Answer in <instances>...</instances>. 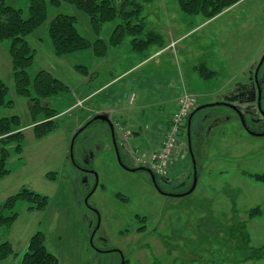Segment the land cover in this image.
I'll list each match as a JSON object with an SVG mask.
<instances>
[{"label":"rangeland","instance_id":"374dc122","mask_svg":"<svg viewBox=\"0 0 264 264\" xmlns=\"http://www.w3.org/2000/svg\"><path fill=\"white\" fill-rule=\"evenodd\" d=\"M45 2L46 19L28 36L35 48L28 73L32 82L38 69H46L69 90L49 99L48 105L60 112L57 127L36 138L30 101L16 91L10 41L0 42V78L7 85L6 98L13 101L12 107H0V117L19 116L24 134L20 154L13 144L8 146L11 155L5 166L10 172L0 179V204L22 187L48 199L40 211L28 209L23 200L3 211L18 215L10 227L0 226V243L7 240L14 250L0 264H22L27 242L36 231L45 234L46 247L59 264H120L121 254L126 264H264V258L242 260L245 241L237 234L229 237V226L243 221L248 245L264 244V181L250 175L264 173V133L247 132L236 113L214 105L199 109L191 119L197 179L193 189L187 117L176 134L168 181L157 178L159 187L174 195H164L148 172H129L119 164L138 167L133 148L142 153L163 140L174 110L171 102L184 89L195 96L197 108L218 101L238 85L249 84V73L264 54V0H240L209 20L185 14L178 0H145L141 12L145 29L160 32L163 46L173 38L176 43L154 54L160 49L155 44L136 50L132 36H126L121 44L108 45L104 58L96 57L90 47L54 55L49 23L57 13L71 14L85 38L108 42L120 19L105 22L97 34L88 15L73 4ZM5 3L27 12L28 0ZM75 65L86 67L88 74ZM197 65L215 74L205 78ZM259 73L264 76V63ZM79 98L84 99L82 104ZM237 106L254 110L250 103ZM117 107L133 117L131 127L138 132L137 138H124L126 127L122 132L115 130L113 140L110 128L98 121L77 132L82 119L97 108ZM202 114L222 117L214 123L203 120ZM110 118L117 124L127 122L117 113L114 117L110 113ZM245 120L249 122L248 117ZM51 171L55 172L53 180L46 177ZM257 206L260 213L249 216Z\"/></svg>","mask_w":264,"mask_h":264},{"label":"trees","instance_id":"16d2710c","mask_svg":"<svg viewBox=\"0 0 264 264\" xmlns=\"http://www.w3.org/2000/svg\"><path fill=\"white\" fill-rule=\"evenodd\" d=\"M62 1L73 4L85 12L97 34L105 22L117 18L120 21L114 25L108 42L99 37L91 42L77 30L74 15L57 13L51 19L48 29L53 53L56 56L61 57L90 47L96 56L103 57L107 54L108 45H119L126 36H132V48L136 50H142L153 44L160 48L163 46V37L160 32L154 29H145V17L141 16L142 2L145 0H121L118 4L115 0H51L55 6H58ZM178 1L185 14L201 15L210 19L240 0ZM46 14L45 0H28L26 13L23 9L7 4L5 0H0V42L10 41L8 54L15 78L16 91L30 101L29 109L33 115L32 124L36 138L44 137L57 127L58 119L56 118L59 111L48 105L49 99L60 92L69 90L67 84L46 69H38L33 75L32 82L28 73L35 57V48L29 44L28 36L44 22ZM74 67L82 74H88L86 67L82 65H75ZM197 68L205 77L215 73L214 70H208L205 65H200ZM6 94L7 85L0 78V107L13 106V101L7 99ZM38 112H43L41 118L36 117ZM23 139L24 134L20 126L19 116L0 117V179L10 172L5 166L11 155L8 149L9 144H13L15 152L20 154L23 150ZM250 175L256 180L264 181V173H252ZM46 177L53 180L55 172L46 173ZM18 200L27 202V208L30 210H43L48 204L47 195L22 187L7 196L0 204V226L10 227L15 221L18 215L16 212H10L7 215L3 211L8 209L10 211ZM260 211L261 208L258 206L251 208L249 216L258 215ZM138 230H142V228ZM235 234L245 241V254L242 260L264 258V244L259 247L248 245L243 221L235 220L229 226V237L233 239ZM13 253L14 250L9 241L5 240L0 243V260L6 259ZM125 262L127 263V259ZM22 264H59L57 256L47 249L45 234L42 231H36L29 238L22 256Z\"/></svg>","mask_w":264,"mask_h":264},{"label":"flooded vegetation","instance_id":"af4514ba","mask_svg":"<svg viewBox=\"0 0 264 264\" xmlns=\"http://www.w3.org/2000/svg\"><path fill=\"white\" fill-rule=\"evenodd\" d=\"M264 55V54H263ZM262 55V57H263ZM264 63V59L261 63L260 66H256L253 68V70L249 73L248 76V81L249 84H242V85H238L237 87H234V89L228 91L227 94H225V96L223 97H219L218 101L220 104L226 108H228L229 110L233 111L234 113L237 114V118L241 119V121L243 122V127L246 129L247 132H250L252 134L255 135H262L264 133V76H260L259 70L260 67L262 66V64ZM244 103H250L252 105H254V110H251L250 108H241L237 105H241ZM197 111H191L188 115V118L190 117V119H192L195 115H196ZM93 116V115H91ZM200 117L203 120H215L214 123H217V121H220L221 119V115H213L212 118H209L207 116H203L200 115ZM246 117H248L249 122H246ZM91 117H89L90 119ZM107 119V117H105ZM187 118V119H188ZM88 120V119H87ZM98 122H102L105 123L107 125V123L103 120V119H99V120H95ZM86 122V121H85ZM198 120H197V131L201 130V126L200 124H198ZM191 123V120H190ZM88 126V125H87ZM86 126V127H87ZM106 129H103L101 132L105 133ZM191 126L189 125L186 128V135H187V139L189 140L188 143V150L192 152V147H191ZM94 135V134H92ZM114 140H115V129H114ZM150 174V173H149ZM160 175H156L153 174L154 177V185L161 190L162 192H164V195H174L170 192L164 191L162 190L158 183L157 178H160L161 181H168L167 176H161L158 177ZM126 258L124 257L123 254H121V262L120 264H125L126 262Z\"/></svg>","mask_w":264,"mask_h":264},{"label":"built area","instance_id":"2783aa9c","mask_svg":"<svg viewBox=\"0 0 264 264\" xmlns=\"http://www.w3.org/2000/svg\"><path fill=\"white\" fill-rule=\"evenodd\" d=\"M195 98L184 92L178 99V109L172 115L170 126L158 150L152 153L140 154L137 160L140 164L148 166L158 175H166L172 153L176 145V134L180 129V122L189 114L193 107Z\"/></svg>","mask_w":264,"mask_h":264},{"label":"crops","instance_id":"0c3cea01","mask_svg":"<svg viewBox=\"0 0 264 264\" xmlns=\"http://www.w3.org/2000/svg\"><path fill=\"white\" fill-rule=\"evenodd\" d=\"M233 6V5H232ZM214 18V17H213ZM213 18H210V19H213ZM209 20V19H208ZM176 40L177 39H170V42L168 43V44H166V45H164V46H162L160 49H158V50H155L154 51V54H157V53H159L163 48H169V46H170V44L171 43H173V42H175L176 43ZM163 43H164V39H163ZM173 46V45H172ZM172 48H174V46L172 47ZM107 54H108V49H107ZM106 54V55H107ZM105 55V56H106ZM96 56V55H95ZM105 56H103V57H99V58H104ZM96 57H98V56H96ZM194 66V68H196V66L195 65H193ZM198 66H200V65H197V67ZM126 72V70L125 71H123L120 75H122V74H124ZM215 74V73H214ZM213 75V74H212ZM203 77V76H202ZM205 77V76H204ZM209 77V76H208ZM205 78H207V76L205 77ZM113 80V79H112ZM185 91H187L186 89H184ZM189 92V91H188ZM181 95V94H180ZM178 98L179 97H177V98H175L174 100H173V102H171L172 104H171V108L172 107H174V110L171 112V114H170V118H171V116H172V114L177 110V108H178V102H177V100H178ZM84 99H81V98H79L78 99V101H83ZM214 102H217V99H216V101H214ZM213 102V103H214ZM209 104V103H208ZM199 107V106H198ZM116 114L117 113V115L120 117V118H124L125 119V121H127V122H122V123H120L119 125L121 126V132L122 131H124L125 129H127L126 127H128L129 128V131H125V132H123L122 133V136L124 137V138H126V139H132V138H137L138 137V132L135 130V128L134 127H131V126H134V125H132L133 124V122H135L134 120H133V117L130 115V114H127V115H124V112L121 110V108L120 107H117V109H115V108H113V109H111V108H108L107 110H103L102 108H97L96 109V114H103L104 116H106L110 121H112L111 120V118H110V113H112V116L114 117V113ZM60 114V112L58 113V115ZM60 116V115H59ZM89 117V116H88ZM85 118H87V117H85ZM85 118H83L82 119V121L85 119ZM113 123H117V122H114L113 121ZM129 125V126H128ZM52 132V131H51ZM49 134V133H48ZM47 134V135H48ZM46 136V135H45ZM40 139V138H39ZM161 142H162V139H160V140H157L156 141V145L155 146H153V148H151L150 150H145V151H143L142 153H139L137 150H135L134 148H133V152L135 151V156L137 157L138 155H140V154H146V155H148V154H150V153H152L153 151H156L157 149H159V147H160V145H161ZM122 166V165H121ZM123 167V166H122ZM125 170H127L128 171V169H126L125 167H123ZM130 172V171H129ZM40 211V210H39Z\"/></svg>","mask_w":264,"mask_h":264},{"label":"water","instance_id":"95a60500","mask_svg":"<svg viewBox=\"0 0 264 264\" xmlns=\"http://www.w3.org/2000/svg\"><path fill=\"white\" fill-rule=\"evenodd\" d=\"M263 59H264V55H263V57L261 58V60H260V62H259V64H258V66L261 65ZM218 104H220V103H219V102L210 103V104H207V105H204V106L198 107V108H196V110H199V109L204 108V107H207V106H214V105H218ZM94 119H103V120H105V121L108 123V125H109V127H110V130H111V132H112L113 140H114V128H113V124H112L108 119H106L105 116H103V115H97ZM189 125H190V118H189V120H188V126H189ZM188 143H189V140H188ZM71 146H72V144H71ZM190 153H191V156H192V152H191V150H190ZM192 160H193V156H192ZM118 161H120L119 157H118ZM193 165H194V172H193V183H192V188H191V189H193V188L195 187V185H196V181H197V179H196V167H195L194 160H193ZM129 170H130V171L145 170V171H147L148 173H150V175H151V177H152V180L154 181L153 174H152L151 170L148 169V168H145V167H137V168H130Z\"/></svg>","mask_w":264,"mask_h":264}]
</instances>
